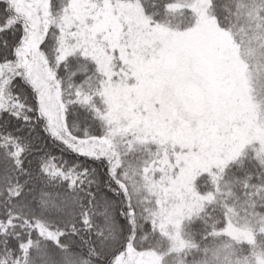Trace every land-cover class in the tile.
Wrapping results in <instances>:
<instances>
[{"label":"snow or ice","instance_id":"snow-or-ice-1","mask_svg":"<svg viewBox=\"0 0 264 264\" xmlns=\"http://www.w3.org/2000/svg\"><path fill=\"white\" fill-rule=\"evenodd\" d=\"M0 264H264V0H0Z\"/></svg>","mask_w":264,"mask_h":264}]
</instances>
